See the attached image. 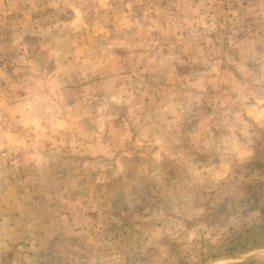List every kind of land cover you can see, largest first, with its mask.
Returning <instances> with one entry per match:
<instances>
[{
  "label": "rangeland",
  "instance_id": "obj_1",
  "mask_svg": "<svg viewBox=\"0 0 264 264\" xmlns=\"http://www.w3.org/2000/svg\"><path fill=\"white\" fill-rule=\"evenodd\" d=\"M0 264H264V0H0Z\"/></svg>",
  "mask_w": 264,
  "mask_h": 264
}]
</instances>
